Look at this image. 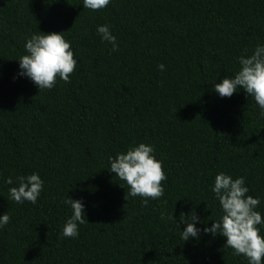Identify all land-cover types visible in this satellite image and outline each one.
Wrapping results in <instances>:
<instances>
[{
  "label": "trees",
  "instance_id": "obj_1",
  "mask_svg": "<svg viewBox=\"0 0 264 264\" xmlns=\"http://www.w3.org/2000/svg\"><path fill=\"white\" fill-rule=\"evenodd\" d=\"M105 23L118 50L96 31ZM39 30L65 32L78 60L69 81L40 91L14 79ZM257 43L264 0H109L95 11L83 0H0V214L10 216L0 264H247L223 236L183 240L180 215L195 210L198 227L219 218V171L244 176L264 215V116L243 89L213 90ZM140 142L166 174L147 205L125 199L109 170L110 156ZM32 172L44 180L37 202L11 200L9 187ZM67 196L86 206L75 238L60 234Z\"/></svg>",
  "mask_w": 264,
  "mask_h": 264
},
{
  "label": "clouds",
  "instance_id": "obj_2",
  "mask_svg": "<svg viewBox=\"0 0 264 264\" xmlns=\"http://www.w3.org/2000/svg\"><path fill=\"white\" fill-rule=\"evenodd\" d=\"M109 0H83V8L99 10L107 6ZM96 31L102 41L111 44L118 50L117 37L108 24L97 25ZM65 32L37 31L26 37L25 53L18 59V70L15 78L26 77L41 89L52 88L57 78L67 82L74 72L78 60L75 58L71 41L64 36ZM247 52V50H245ZM239 67L231 76H224L215 82L213 90L220 97H231L238 89L251 97L259 107V114L264 116V43H257L250 54H241ZM163 70V63L158 65ZM154 147L144 142L134 143L126 151L110 156L109 170L124 181L127 197H142L141 203L147 205L149 198L156 199L163 195L166 174L162 161L154 155ZM18 183L8 189L9 198L17 203L25 200L36 203L44 186V180L38 172L17 177ZM7 184H13L11 176L6 178ZM211 191L220 205L221 214L212 220L209 226L203 222L195 210L189 214L181 213L180 222L185 227L180 230L181 238L188 241L198 238L201 233L212 236H223L224 247L232 249L233 255L243 256L247 264H264V215L258 210L260 198L249 193L244 176L233 178L230 174L219 171L215 175ZM70 206L71 214L66 218L62 229L63 237H78L79 225L85 221V204L83 199L66 197L64 201ZM161 219L176 220L173 213H161ZM9 214H0V228L8 224Z\"/></svg>",
  "mask_w": 264,
  "mask_h": 264
}]
</instances>
